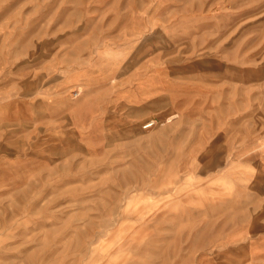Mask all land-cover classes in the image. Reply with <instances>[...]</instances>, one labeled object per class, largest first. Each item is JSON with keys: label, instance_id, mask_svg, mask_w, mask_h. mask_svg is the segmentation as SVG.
<instances>
[{"label": "rangeland", "instance_id": "1", "mask_svg": "<svg viewBox=\"0 0 264 264\" xmlns=\"http://www.w3.org/2000/svg\"><path fill=\"white\" fill-rule=\"evenodd\" d=\"M263 235L264 0H0V264H262Z\"/></svg>", "mask_w": 264, "mask_h": 264}, {"label": "crops", "instance_id": "2", "mask_svg": "<svg viewBox=\"0 0 264 264\" xmlns=\"http://www.w3.org/2000/svg\"><path fill=\"white\" fill-rule=\"evenodd\" d=\"M262 238H263V240L260 242L263 244H259V246L257 244H249L248 243L247 245H243L241 247H245L247 249V253H254L258 256H264V235ZM246 264H248V263L246 262ZM262 264H264V261L262 262Z\"/></svg>", "mask_w": 264, "mask_h": 264}, {"label": "bare ground", "instance_id": "3", "mask_svg": "<svg viewBox=\"0 0 264 264\" xmlns=\"http://www.w3.org/2000/svg\"><path fill=\"white\" fill-rule=\"evenodd\" d=\"M149 126H151V125H149ZM148 127V126H147Z\"/></svg>", "mask_w": 264, "mask_h": 264}]
</instances>
